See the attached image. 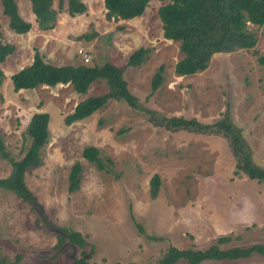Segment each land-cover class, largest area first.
<instances>
[{
    "label": "rangeland",
    "instance_id": "rangeland-1",
    "mask_svg": "<svg viewBox=\"0 0 264 264\" xmlns=\"http://www.w3.org/2000/svg\"><path fill=\"white\" fill-rule=\"evenodd\" d=\"M82 1L86 11L70 16L66 5L58 9L54 0L56 23L41 30L29 0H16L20 15L31 24L23 34L9 28L0 2L1 38L15 47L0 63V137L6 150L18 157L32 114H49L41 163L25 172L35 203L0 188L1 255L12 261L20 256L17 264H75L81 256L104 264H155L169 246L206 249L220 235L233 238L223 248L264 243V181L234 174L235 159L221 136L154 125L145 113L114 99L66 125L64 117L76 103L107 91L105 80L93 82L85 94H77L70 84L16 92L10 80L32 62L35 51L58 66H124L128 90L165 116L211 123L228 107L254 162L264 167V66L257 61L264 51V25L247 24L256 35L254 48L216 53L204 70L180 76L174 70L183 56L179 42L163 37L157 14L167 0H150L141 16L128 20L107 19L103 0ZM139 47L148 48L146 59L139 66H125ZM160 66L161 84L151 92ZM91 145L98 148L103 169L81 156ZM74 162L81 165L80 181L70 192ZM10 171L0 156V178ZM153 175L159 177L155 198L150 195ZM61 226L79 232L84 246L65 242L68 252L56 247ZM200 264H264V256Z\"/></svg>",
    "mask_w": 264,
    "mask_h": 264
},
{
    "label": "trees",
    "instance_id": "trees-1",
    "mask_svg": "<svg viewBox=\"0 0 264 264\" xmlns=\"http://www.w3.org/2000/svg\"><path fill=\"white\" fill-rule=\"evenodd\" d=\"M58 9L66 5V12L75 16L86 11L82 0H57ZM150 0H103L105 16L111 20H128L139 17L144 13ZM2 12L8 19L9 28L17 34L30 30L31 24L19 13L16 0H0ZM37 26L41 30L52 29L56 23L57 9L53 7L54 0H29ZM165 39L179 42L182 58L174 66L175 73L180 76L192 75L204 70L216 53H229L238 49L254 48L256 35L247 29V24L264 25V0H167L157 10ZM15 47L4 42L0 34V63L13 53ZM148 48L139 47L126 60L125 66H139L147 57ZM257 61L264 66V51L257 54ZM124 66H117L111 62L102 65H53L44 61L41 54L35 51L32 62L11 74L10 80L14 91L35 88L39 85L54 87L70 84L77 94H85L91 84L103 79L107 91L98 95H91L76 103L72 111L65 115L64 123L70 125L85 119L95 111L101 109L109 99L120 100L129 107L146 114L154 125L163 126L173 131L187 130L199 134H214L221 136L228 143V147L235 159L234 174L244 175L257 182L264 181V167L254 162L252 150L244 139L239 127L232 121L228 107L220 117L211 123H203L195 118L182 116H165L156 110L142 104L127 87L123 77ZM163 67L160 66L153 75L151 92H155L162 81ZM3 71L0 68V84ZM264 94V73L261 80ZM49 114L35 112L26 126V136L22 143L18 157L12 156L6 150L0 137V156L6 160L11 171L6 177L0 178V188L10 191L23 201L34 204L35 199L25 182V172L28 168L41 163V150L49 139ZM81 156L103 169L104 165L99 157V150L95 146L82 149ZM81 165L74 162L68 175V190L74 192L80 181ZM150 195L155 198L159 189V177L151 178ZM141 229V227H140ZM57 245L68 252L69 245L83 247L86 240L77 231L61 226L58 227ZM155 239L154 237H148ZM232 236L220 235L215 242L206 249H179L169 246L163 256L155 264H175L184 260L188 264H200L209 260H237L254 254L264 256V243L246 247H227ZM60 248V249H61ZM20 256L12 261L0 253V264H17ZM75 264H104L91 262L85 256L75 259Z\"/></svg>",
    "mask_w": 264,
    "mask_h": 264
},
{
    "label": "built area",
    "instance_id": "built-area-1",
    "mask_svg": "<svg viewBox=\"0 0 264 264\" xmlns=\"http://www.w3.org/2000/svg\"><path fill=\"white\" fill-rule=\"evenodd\" d=\"M82 57H83V60H84L85 62L88 61V55H87L86 53H83V54H82Z\"/></svg>",
    "mask_w": 264,
    "mask_h": 264
}]
</instances>
